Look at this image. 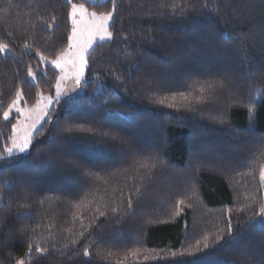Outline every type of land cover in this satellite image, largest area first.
<instances>
[{"label": "trees", "instance_id": "obj_1", "mask_svg": "<svg viewBox=\"0 0 264 264\" xmlns=\"http://www.w3.org/2000/svg\"><path fill=\"white\" fill-rule=\"evenodd\" d=\"M72 4L114 10L113 37L0 162V264H264V0H0V153L16 92L54 94L40 55L67 47Z\"/></svg>", "mask_w": 264, "mask_h": 264}, {"label": "snow or ice", "instance_id": "obj_2", "mask_svg": "<svg viewBox=\"0 0 264 264\" xmlns=\"http://www.w3.org/2000/svg\"><path fill=\"white\" fill-rule=\"evenodd\" d=\"M114 11V10H113ZM113 11L100 12L95 11L89 12L83 5H72V11L69 13L71 18V32L67 36V47L63 48L57 55L55 60L48 61L46 57L40 55L41 63H51L55 68L59 69L61 73L66 71H71L75 77V87L71 89L72 92L79 89L81 82L85 79V70L89 68L88 55L89 50H94L93 46L96 42L99 41H111L113 33L109 30L110 22L113 20ZM27 47V45H25ZM4 50H7V46H4ZM39 55V53H37ZM27 75L32 77L33 80L36 79L34 71L31 67L28 68ZM64 80L62 75L60 79L56 81L55 85V101L59 103L62 98L67 97V100L70 102L73 97L66 92H63L61 89V82ZM183 95V94H181ZM22 94L18 90L16 92V98L9 104L8 109L3 112V119L8 121L11 124L12 135L8 137L11 141L10 146H6L3 153H0V162L4 160H9L18 154L31 153V151L38 147L34 143L35 136L34 133H37L39 126L42 122L45 121V117L50 116V107L53 103V98L51 96L43 97L45 103L39 107V112L32 119L31 123L28 125H23L20 121L17 123H11L10 112L12 109H15V112H22L21 108L17 107V103L22 100ZM39 104V101H38ZM40 143H43L42 141ZM39 157V153L37 154ZM30 163L34 164L35 161ZM261 181L264 182V169H261ZM115 211V210H114ZM239 211H243L240 209ZM104 215V213H101ZM260 216L264 217V207L260 209ZM252 224H249L251 227ZM232 224L231 220L228 221V232L231 233ZM205 237V241H207ZM217 241L223 239V235L217 236ZM196 252H200L204 249L209 248V244L205 242L203 244V249L200 248V242L194 246ZM36 252L45 251L39 246L35 248ZM29 253L33 252V248L29 247ZM182 253L181 255H184ZM188 256H194L196 253L191 251L186 253ZM85 256H88L89 253L87 250L84 252ZM17 264H23V261H17Z\"/></svg>", "mask_w": 264, "mask_h": 264}, {"label": "rangeland", "instance_id": "obj_3", "mask_svg": "<svg viewBox=\"0 0 264 264\" xmlns=\"http://www.w3.org/2000/svg\"><path fill=\"white\" fill-rule=\"evenodd\" d=\"M86 1L89 2V3H99V2H103L105 0H86ZM72 5L70 7V12L72 11ZM77 7H79V5H77ZM69 20H70V23H71L70 16H69ZM101 42H105V41H99L98 40L96 42V44L97 43H101ZM0 48H1V51L3 53H6L7 52V50H4V46H0ZM48 61H52V60H48ZM45 64L51 66L52 68H54L58 72V79H60V77L62 75L64 76V80L61 82V89H62L63 92H66V93H68L71 96L83 92V88H82L83 81L81 82L80 87H79V89H77V91H75V92H72L71 91V89L75 87V77H74V75L72 74V72L70 70L69 71H66L65 73H61L60 70L57 69V68H55L51 63H45ZM48 96H50V95L40 94L39 97H38V99H37V101L33 105H22L21 104V101H19L17 103V107L21 108L22 112L17 113V112H15V109H12V111L10 112V117L12 115H17V118L15 120V123H17V121H20L23 125L30 124L31 121H32V119H34L35 116L38 114L39 107L45 103V101L43 100V97H48ZM51 97L53 98V103H52V105L50 107V110L53 107V105L56 103V101H55V91H54V94ZM38 101H39V104H38ZM48 117H45V121L48 119ZM43 123L44 122L41 123V125L39 126V128L42 126ZM10 145H11V141H10ZM23 154H26V153H23ZM262 221L264 222V217H262Z\"/></svg>", "mask_w": 264, "mask_h": 264}]
</instances>
